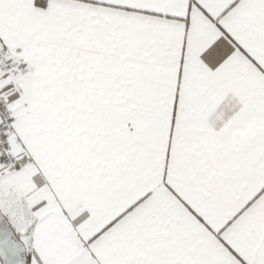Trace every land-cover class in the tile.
I'll return each mask as SVG.
<instances>
[{
  "label": "snow or ice",
  "instance_id": "snow-or-ice-1",
  "mask_svg": "<svg viewBox=\"0 0 264 264\" xmlns=\"http://www.w3.org/2000/svg\"><path fill=\"white\" fill-rule=\"evenodd\" d=\"M0 264H264V0H0Z\"/></svg>",
  "mask_w": 264,
  "mask_h": 264
}]
</instances>
